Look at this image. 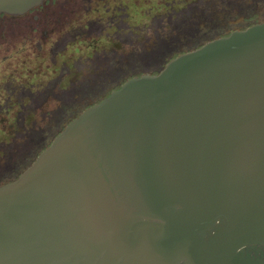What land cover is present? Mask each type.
Here are the masks:
<instances>
[{"label":"water","instance_id":"95a60500","mask_svg":"<svg viewBox=\"0 0 264 264\" xmlns=\"http://www.w3.org/2000/svg\"><path fill=\"white\" fill-rule=\"evenodd\" d=\"M0 264H264V19L127 77L0 183Z\"/></svg>","mask_w":264,"mask_h":264},{"label":"rangeland","instance_id":"374dc122","mask_svg":"<svg viewBox=\"0 0 264 264\" xmlns=\"http://www.w3.org/2000/svg\"><path fill=\"white\" fill-rule=\"evenodd\" d=\"M49 1L54 19L65 20L66 9L72 18L42 45L35 43L43 40L40 28L33 42L25 38L31 30L23 20L32 11L0 16V117H6L5 124L0 122V170H16L12 162L18 154L32 157L67 116L127 77L159 69L217 32L264 19V0ZM55 40L68 44H51ZM36 54L45 59L41 69H34Z\"/></svg>","mask_w":264,"mask_h":264},{"label":"flooded vegetation","instance_id":"af4514ba","mask_svg":"<svg viewBox=\"0 0 264 264\" xmlns=\"http://www.w3.org/2000/svg\"><path fill=\"white\" fill-rule=\"evenodd\" d=\"M46 1H48V0H44L39 5H36V6L31 7L30 9H28L27 11H25L24 13H21V14H8V13H4V14H6L8 16H24L26 13H29V12L31 13V11H32V13L30 14V16L28 17L27 15H25L27 17L23 20V24L25 26H27L28 29L31 30L30 31L31 34L30 35H26L25 38H27L26 39L27 41L30 40V42H33L37 37H39V36H37V33H35L34 31L36 29H39L40 28L39 30H42L43 31L42 32L43 35L40 34L41 35L40 36V39L42 38L43 40L42 41L39 40L38 42H35L36 44H39V45H42L43 43H45L47 41L46 39L48 38V35H50L52 32H54V30H56L58 28L59 24L60 25L63 24L62 26L67 27L68 23L71 21V18H72V10L71 9H66L67 12L69 13L67 16H70V18L69 17L66 18L67 17L66 16L65 17V20L61 19L60 17H56V19H54V15L52 14V12H53L52 6L50 4L46 5ZM50 1H52V0H50ZM60 6L61 7H67L64 4H61ZM59 11H62V10H59ZM0 16H1V14H0ZM41 26H43V27L41 28ZM66 41H67V44H68V40H65V42ZM62 42L63 41H60L59 42L58 40H55L51 44H54L55 43L54 45H56V44H60ZM65 42H63V43H65ZM36 55H38V54H36ZM42 56L38 55L39 62H38V64L36 65V67L34 69H37V68L38 69H41V67H43V64H44L43 62L45 61V59L44 58L41 59ZM50 65L51 64L47 63L46 66H45V69H49L50 68L49 67ZM5 120H6V117H4V116H1L0 117V122L1 123L5 124ZM12 125H13L12 122H10L8 124V126L10 128H11ZM17 153H18V151H17ZM37 153L32 158L29 157L28 160H26L24 158V153L23 152L20 153V154H18L19 156L17 158H15L14 162H12V164H13L12 167H14V164H17V166H19V167L16 170L9 169V168L8 169L1 168V170H0V183L4 182L6 180L12 179L16 175H18L35 158V156L37 155Z\"/></svg>","mask_w":264,"mask_h":264},{"label":"trees","instance_id":"16d2710c","mask_svg":"<svg viewBox=\"0 0 264 264\" xmlns=\"http://www.w3.org/2000/svg\"><path fill=\"white\" fill-rule=\"evenodd\" d=\"M175 3H177V1L176 0H173V3L172 4H175ZM252 23V22H251ZM250 24V23H249ZM248 25V24H247ZM246 26V25H245ZM231 29H227L226 31H221V32H217L216 34H215V36H217V35H221V34H224V33H227L228 31H230ZM212 37H214V36H211V37H207V38H205L203 41H201V43L202 42H204L205 40H207V39H209V38H212ZM200 43V44H201ZM197 45H199V43L197 44ZM158 69H156V70H154V71H157ZM141 73V72H140ZM116 86H118V85H116ZM115 86V87H116ZM109 92V91H108ZM96 100H98V99H95L94 101H96ZM93 100L92 101H88L87 103H85V105L84 106H87V105H89L90 103H92V102H94ZM69 110L72 112L73 111V108H72V106H70V108H69ZM67 112H68V109L66 110ZM80 110H78V111H74V112H72L69 116H67V119H66V122L69 120V119H71L73 116H75L76 114H77V112H79ZM63 126V125H62ZM62 126H60L59 128H57L56 129V132L59 130V129H61V127ZM37 153V152H36ZM35 153V154H36ZM34 154V155H35ZM33 155V156H34ZM32 156V157H33ZM32 157H30V158H32ZM28 160V159H27Z\"/></svg>","mask_w":264,"mask_h":264}]
</instances>
